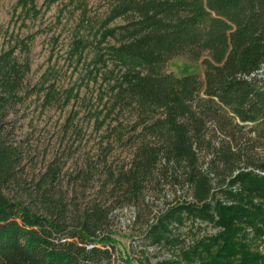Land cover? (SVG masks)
<instances>
[{
  "label": "trees",
  "instance_id": "obj_1",
  "mask_svg": "<svg viewBox=\"0 0 264 264\" xmlns=\"http://www.w3.org/2000/svg\"><path fill=\"white\" fill-rule=\"evenodd\" d=\"M112 2L104 24L132 20L91 25L100 43L119 35L121 43L92 61L87 79L101 75L107 87L78 117L109 119V131L71 175L72 195L63 170L82 143L61 148L21 194L10 189L41 153L21 135L23 123L70 94L50 77L35 81L15 47L0 52V264H115L113 212L125 206L146 223L149 245H176L189 230L215 227L185 247L186 264H264V0ZM93 44L76 39L70 59L80 61ZM180 56L201 61L203 74L169 70ZM77 116L63 134L78 129ZM117 147L130 151L128 162L110 160ZM185 186L191 195L154 214L152 196Z\"/></svg>",
  "mask_w": 264,
  "mask_h": 264
},
{
  "label": "rangeland",
  "instance_id": "obj_2",
  "mask_svg": "<svg viewBox=\"0 0 264 264\" xmlns=\"http://www.w3.org/2000/svg\"><path fill=\"white\" fill-rule=\"evenodd\" d=\"M112 1L0 0V52L15 47V56L20 61L29 60L31 74L35 81L44 76L50 77L51 82L56 81L58 88L69 91L67 94H70L69 102H62L57 105L58 107H50L40 114L38 119L34 121L28 119L23 123L21 135L33 137L41 153L38 154L35 165L27 168V174L21 184L10 187L15 194H21L25 186L34 185V179L45 170V166L57 155V152L61 148L68 149V146L74 142L75 147L79 143L83 146L68 156L62 177L63 190L70 191L72 195L74 183L71 182V175L75 174V169L84 166L88 155L98 152L97 149L102 142L101 136L109 131V119L105 124H99L94 118L89 121L83 120L85 123L79 118H83L87 112L86 105L97 104L99 95L107 87L101 75H97V79L95 75L87 79L89 78L87 70L92 68V61L97 54L108 53L110 45L118 46L121 43L117 42L121 38L120 35L118 39L111 37L100 43L103 40V34L98 35V28L91 30V25H103L109 20ZM130 15L118 17L104 25H109V28L129 25L132 20ZM80 37L89 38L94 42V46L97 45V48L85 50L80 61L71 60L70 54L74 42ZM107 64V70L113 67L111 62ZM168 68L177 75L203 74L204 72L201 61H190L187 56L171 60ZM100 85H103V88ZM74 115H78L74 119V123H78V129L73 131L72 128L69 133L63 134L64 125L72 122ZM130 158V151L119 147L110 156L114 164L126 163ZM208 158L206 157L205 160ZM176 195L181 197L191 195V189L185 186L178 191L170 190L157 199L152 196L151 200L155 202L154 214L160 212L168 202L176 199ZM78 196L82 197L80 194ZM136 215L137 210L134 206H125L113 212V227L118 232L115 237L119 241L114 257L122 258L131 264H140L139 260L150 264L159 262L186 264L183 256L185 247H189L194 239L217 231L215 227L207 225L196 230H189L188 234L181 236L184 240L179 244L149 245L144 239L143 232L146 223L137 221ZM118 259L115 264H119ZM128 262L122 264H128Z\"/></svg>",
  "mask_w": 264,
  "mask_h": 264
}]
</instances>
